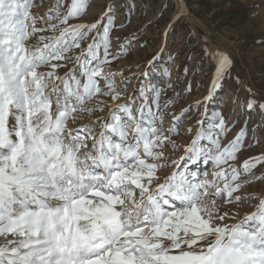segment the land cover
I'll use <instances>...</instances> for the list:
<instances>
[{
  "label": "snow or ice",
  "instance_id": "obj_1",
  "mask_svg": "<svg viewBox=\"0 0 264 264\" xmlns=\"http://www.w3.org/2000/svg\"><path fill=\"white\" fill-rule=\"evenodd\" d=\"M88 6L89 0H56L36 15L35 0H0V264H264V198L235 223L228 221L238 213L217 204L247 199L237 193L250 181H238L264 165V154L240 170L230 164L246 132L221 148L219 137L228 129L220 113L207 129L198 121L200 130L180 158L211 162L218 169L211 180L187 167L161 179L162 170L179 169L165 150L179 147L172 137L182 116L165 132L159 92L155 110L146 88L139 103L117 104L104 117L72 126L105 111L100 97L118 101L123 94L115 73L104 71L111 63L112 8L106 25L103 18L70 23ZM210 55L215 89L231 74L233 60L223 51ZM73 60L79 74L74 67L60 76L58 69ZM204 139L210 146H201Z\"/></svg>",
  "mask_w": 264,
  "mask_h": 264
},
{
  "label": "rangeland",
  "instance_id": "obj_2",
  "mask_svg": "<svg viewBox=\"0 0 264 264\" xmlns=\"http://www.w3.org/2000/svg\"><path fill=\"white\" fill-rule=\"evenodd\" d=\"M35 2L39 7H34L33 13L44 15L56 0ZM61 3L70 4L71 0H61ZM43 4L48 7L41 9ZM108 7L112 8L115 20L109 34L111 63L104 71L115 73V86L123 94L118 101L100 97L107 102L105 111L77 121L73 127L106 116L117 104L131 100L139 103L141 91L147 88L151 90L148 95L154 110L156 92H159V111L164 116L165 132L173 127L174 117L182 116L179 134L172 137L179 147L175 151L171 146L165 150L170 160L178 162L179 169L173 165L162 170L161 179L184 167L192 172L200 171L198 165H191L190 160L185 164L180 158L185 156V149L200 130L198 121H203L207 129L215 113L223 116L228 129L219 137L221 148L233 142L242 130L246 132L243 147L230 164L240 170L245 160L264 154V109L260 107L264 104V43H261L264 41V0H89L86 14L70 23L91 24L103 18L106 25L104 14ZM180 11L194 15L201 24L192 21L187 14L176 22ZM98 31L102 33V26ZM94 37L96 32L81 48L86 49ZM217 51L227 53L233 66L231 74L214 89L216 64L210 53ZM74 67L79 74L75 60L58 69V73L64 76ZM100 86L105 87L103 80ZM209 93L210 100L206 99ZM252 101L255 107L249 109ZM189 108L190 111H184ZM200 144L210 146L206 139ZM201 163H204L202 158ZM211 166L209 162L204 168ZM261 176H264V165H257L251 174L241 176L238 182H250L237 193L247 198L239 205L225 203L224 199L217 201L222 211L238 213L229 223L238 222L256 210L259 199L264 198V178L254 177ZM208 178L211 180L213 175Z\"/></svg>",
  "mask_w": 264,
  "mask_h": 264
},
{
  "label": "bare ground",
  "instance_id": "obj_3",
  "mask_svg": "<svg viewBox=\"0 0 264 264\" xmlns=\"http://www.w3.org/2000/svg\"><path fill=\"white\" fill-rule=\"evenodd\" d=\"M43 7H48L46 4H43L42 6H41V9L43 8ZM46 12V11H45ZM187 12V11H186ZM188 16H189V18L192 20V21H194L195 23H198V24H201L200 22V20L198 19V18H196L194 15H190V14H188V12L186 13ZM191 165H198L201 169H200V171H198L197 170V173L198 174H201V175H203L204 173H207V175H208V177H210V176H212L213 175V173H214V171L215 170H213L214 168V166L212 165L209 169L208 168H204L205 167V163H201V161L198 163V164H192L191 163ZM196 173V172H195ZM209 179V178H208ZM225 210H227V209H225Z\"/></svg>",
  "mask_w": 264,
  "mask_h": 264
}]
</instances>
